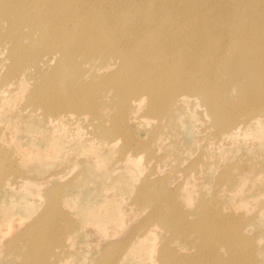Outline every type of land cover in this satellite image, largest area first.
I'll list each match as a JSON object with an SVG mask.
<instances>
[{"label":"bare ground","instance_id":"bare-ground-1","mask_svg":"<svg viewBox=\"0 0 264 264\" xmlns=\"http://www.w3.org/2000/svg\"><path fill=\"white\" fill-rule=\"evenodd\" d=\"M200 1L0 0L1 67L6 60L3 76L11 78L17 84H23L25 77L40 66L39 63L44 56L57 57L56 67L53 66L43 75L45 77H41L33 94L26 100L33 101L35 105L32 109L41 110V119L53 131L59 130L64 136L72 131L68 129V124L79 123L82 120L87 122L84 113L89 109L87 112L92 121L88 119V122L94 123L91 125L93 135L87 139V133L77 125L74 135H82L83 139H80L88 149L100 148L99 151H95L98 158H111L113 154L117 155L119 164L132 162L134 166L139 167L141 161L130 156L122 157L123 150L115 149L119 137L114 136L113 130L106 127L108 118L100 114L101 106H105L101 97L110 90L118 99L110 117L112 122L123 120L121 115L123 110L126 113L130 108H140L141 94L146 93L149 97L150 105L147 101L146 112L158 115L167 107L188 105L191 100L184 93L199 91L218 127L221 126V120L229 119L224 128L230 126L232 135L237 137L242 132L240 131L242 127L240 123L231 124L236 120L233 114L240 107L248 106L252 95L258 98L256 110L264 111V108H261L264 104V31L259 32L264 30V0H204L201 3ZM128 31L135 32L136 39L133 41L144 43L146 46L123 48L128 43L126 40ZM113 54L121 56L123 64L108 76L94 75L87 83L72 72H77L76 67L83 70L86 64H89V68L86 67L85 71H89L95 67L91 62L100 63V67L106 66L114 60ZM58 70L66 71L64 78L61 73H57ZM50 76L55 79H49ZM238 78L245 80L239 86L236 84L239 87L238 92L241 93L235 99L227 101L225 95L228 88L232 82L238 81ZM62 79L69 81L67 88L62 89L60 84ZM5 82L1 79L0 84ZM2 101L0 94V116L9 112ZM164 115L165 112L161 116ZM259 117L262 115L259 114L258 117L249 118L241 123L261 124L263 120ZM4 133L6 131L0 129V138ZM243 133L245 132L241 135H244ZM224 135L217 138V142L226 139L233 144L234 136ZM12 136V133L7 134L10 140H13ZM94 142L96 147L93 146ZM13 148L16 150L13 153L14 161L8 152L5 156L0 155V169L9 168L10 175L15 178L11 182H5L6 188L20 191L31 181L22 173V169H19L18 158L28 163L33 161L34 157L30 149ZM152 159L148 158L147 164H150ZM117 162L107 167L111 176L118 168ZM148 173V176H158L160 171L157 167H152ZM193 176L191 174L184 179L180 177L181 182L167 196L157 194L153 199L145 197L144 201L147 199L150 202L144 205H148L151 210L140 224H131L139 220L137 214L132 216L128 210L122 212L124 217L128 218V223L134 225L128 228L131 231L129 234L137 232L138 234L133 243L129 244V234L123 236L126 232H121L123 237L117 242L118 253L108 254L115 255L112 264H121L128 256L146 252L154 258L153 264H181L176 253L167 252L168 249L162 252L164 245L169 241L157 227H147L157 226L152 219L159 220L164 226H173L176 235L180 236L175 238V241L184 243L192 240L193 235L208 238L209 245L205 244L208 246V257L216 251L217 244L224 243V226L221 224L224 219L215 217H228L224 215L227 212L225 209H219L218 206L211 204L205 206V202L200 205L199 211L203 213H198L196 218H210L212 215L211 223L204 219L210 225L208 228L203 225L202 219L191 225L186 217L182 219L183 215L176 216V212L171 209L162 208L175 201L178 194L182 195L183 192L186 196L182 201L191 205L190 201L193 198L187 185L188 179ZM2 190L0 182V196ZM31 194L36 198L39 196L35 192ZM106 198L109 200L108 196ZM47 199L46 208L41 216L24 230L26 236L24 235L23 242L19 243L18 231L9 235L11 236L9 243L17 241L22 246L26 244L31 256L19 251L6 252L5 249L2 258L6 264L40 262L41 256L37 255L35 258L32 253L47 249L49 245L44 241L45 237H52V233L54 236L61 234L60 222L69 223L71 231L74 229L72 219L60 211L63 210V206L60 207L62 201L57 197L56 190L48 191ZM5 201L0 197V209L9 212L4 205ZM108 202L111 206L114 204ZM204 207L205 211L200 210ZM176 208L180 210L178 205ZM35 210L34 204L24 203L25 213L32 214ZM213 210L212 214L208 213ZM238 233L237 228L228 232L231 253H236L232 249L236 250ZM97 235L98 232L95 237ZM153 235L159 238L155 245L151 241ZM203 244L199 239L197 248L193 246L199 251ZM214 256L218 258L217 253ZM214 264H221V261L217 259Z\"/></svg>","mask_w":264,"mask_h":264},{"label":"rangeland","instance_id":"rangeland-1","mask_svg":"<svg viewBox=\"0 0 264 264\" xmlns=\"http://www.w3.org/2000/svg\"><path fill=\"white\" fill-rule=\"evenodd\" d=\"M135 39V32L128 31L126 37L128 43L123 48L146 46L144 43L133 41ZM113 56L114 60L106 66L100 67V63L91 62L95 67L89 71H85L89 66L86 64L83 70L76 67L77 72H72L87 83L94 75L108 76L123 64L121 56L114 54ZM39 64L35 71H31L25 77L23 84H17L11 78L3 76L6 60L4 66L1 67L0 63V82L1 79L4 82L7 80L0 84V94L3 105L9 110L0 116V129L7 134H13V140L8 139L6 133L0 138V155L5 156L8 152L14 161L13 153L16 150L13 147H16L30 149L34 157L33 161L28 163L18 158L21 165L19 169H22V173L31 181L20 191L6 188L5 182H11L15 178L10 175L9 168L0 169V182L3 186L0 197L6 200L4 205L9 211L0 209V264H6L2 258L5 249L6 252L19 251L31 256L26 244L22 246L17 241L9 243L11 239L9 235L18 231L19 243L23 242L24 230L41 216L48 202L47 193L53 190H56L57 197L62 201L60 207L63 206V210H59L72 219L74 229L71 231L69 223L60 222L61 234L54 236L52 233V237H45L44 241L49 245L47 249L33 251L35 258L37 255L41 256V261L36 264H112L115 255L108 254L118 253V239L131 232L128 229L134 226L131 224H140L150 213L151 209L144 205L150 201L147 199L144 201V198L153 199L157 194L167 196L181 182L180 177L184 179L191 174L194 176L188 179L187 185L193 198L190 201L191 205L182 201L186 196L183 192L182 195L178 194L175 201L162 208L171 209L176 212V216L183 215L182 219L186 217L191 225L202 219L203 225L208 228L210 225L204 219L211 223L212 215L210 218H196L198 213H203L199 211L200 205L205 202V206L211 204L218 206L219 209H225L227 212L224 215L228 217H215L224 219L221 222L224 226V243L217 244L216 251L208 257V246L205 245H209L208 238L193 235L192 240L184 243L175 241V238L180 236L176 235L173 226H164L159 220L152 219L157 226L147 227H157L169 241L164 245L162 252L168 249L167 252L176 253L181 264H214L217 259L221 264L229 262L264 264V118H262L264 111L256 110L258 105L256 96L252 95L248 106L240 107L233 114L236 120L231 124L240 123L242 127L240 131L245 132L244 135L240 132L236 137L232 135L230 126L224 128L229 119L221 120V126L218 127L199 91L184 93L191 100L188 105L167 107L166 111L158 115L146 112L147 101L150 105L149 97L146 93L141 94L139 95L142 99L141 107L130 108L134 110L129 109L126 113L123 110L121 114L123 120L116 122H112L110 117L118 99L113 91H106L101 97L105 106H101L100 114L108 118L106 127L113 130L114 136L119 137L115 149L123 150L122 157L130 156L141 161L139 167H136L132 162L119 164L115 154L111 158H98L95 151H99L100 148L88 149L80 139H83V136L74 135L77 126L87 133V139L93 135L91 125L94 123L88 122V119L91 120L87 112L89 109L84 113L88 123L82 120L79 123L68 124V129L73 132H68L65 136L59 130L53 131L41 119V110L32 109L35 103L27 101L26 98L33 94L41 77H45L43 75L53 66L56 67L57 57L46 55ZM57 73H61L64 78L66 71L58 70ZM49 79L55 78L50 76ZM60 82L62 89L69 86L68 80L62 79ZM244 82V79L238 78V81L231 83L225 95L227 101L235 99L241 93L238 92V86ZM222 95L224 96L223 93ZM118 105L120 106V102ZM261 108H264V104ZM164 112L165 115L161 116ZM259 114L262 115L259 118L263 123L249 125L241 123L249 118L258 117ZM223 135L234 136L232 139L237 144L233 140L231 144L226 139L217 142V138ZM93 146L96 147L95 142ZM148 158H153L150 164H147ZM114 162H117L118 168L111 176L107 167L112 166ZM152 167L159 169L158 176H148ZM31 192L39 196L36 198ZM108 201L114 204L111 206ZM25 202L35 205L36 210L32 214L23 211ZM177 205L181 211L176 208ZM205 209L204 207L200 210ZM127 210L132 216L137 214L139 220L129 224L128 218L123 215ZM213 212L214 210L208 211L211 214ZM234 228H237L239 233L236 237V250L232 249L236 253H231L228 232ZM122 231L126 232L123 236ZM97 232L98 235L95 237ZM137 234L138 232L129 234V244L133 243ZM199 239L204 246L198 251L194 246L197 248ZM151 241L155 245L159 238L153 235ZM250 251L252 253H249ZM215 253L218 258L214 256ZM153 262L154 258L146 252L128 256L121 264Z\"/></svg>","mask_w":264,"mask_h":264}]
</instances>
